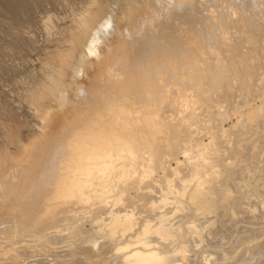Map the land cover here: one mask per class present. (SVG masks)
<instances>
[{
  "label": "bare ground",
  "instance_id": "1",
  "mask_svg": "<svg viewBox=\"0 0 264 264\" xmlns=\"http://www.w3.org/2000/svg\"><path fill=\"white\" fill-rule=\"evenodd\" d=\"M98 1L73 37L96 42L90 66L41 93L64 91L46 173L0 202V264H264V0H153L130 33L115 11L99 29ZM72 65L59 57L62 76ZM60 148L69 181L49 174Z\"/></svg>",
  "mask_w": 264,
  "mask_h": 264
},
{
  "label": "rangeland",
  "instance_id": "2",
  "mask_svg": "<svg viewBox=\"0 0 264 264\" xmlns=\"http://www.w3.org/2000/svg\"><path fill=\"white\" fill-rule=\"evenodd\" d=\"M152 1L99 0L102 23H98L97 26L100 27L99 29L104 28L107 18L103 19V17L108 12L115 11L116 13L113 12V14L116 17L117 15L120 17L123 15L126 18L128 12H131V15H137V12L144 8L145 3H152ZM154 1L158 6L162 3H170L168 6L171 7L174 4L173 0ZM161 1L162 3H160ZM95 3L96 0H0V202L3 201L5 206H7L14 193L19 194L15 199L18 204L20 197L24 199L26 196L25 194H23L24 196L21 195L20 186L24 184L25 188L23 190H28L38 183L37 180L41 177L39 176L41 171L44 170V174L46 173L49 151L44 153H48L45 162L43 161L44 163L41 162V159L38 161L37 155L45 149L43 148L44 144L41 143L50 141V137L46 135L50 126V113L55 108L56 110L59 109L60 104L58 103L64 91L57 90L54 94L45 98H42L41 93L50 84L51 78L54 79L52 80L53 84L55 80L62 79L66 85L71 86L79 75L76 73L77 65L80 67L79 70L86 62L88 63H86V66H90V58L96 53V42L94 41L93 45V42L90 41L88 50L83 52L81 44L74 42L73 37L79 29V21ZM125 20L127 22H125L124 28L127 33H130L129 27L132 20H129V18ZM112 24V21H110V27ZM91 31L93 37L99 43L96 29ZM112 35L110 34V36ZM59 57L61 59L70 58L73 63L72 67L68 68L63 76L59 72ZM140 69L142 67H139L138 73L142 75L144 71H140ZM85 77L88 79L87 73ZM153 88L156 87L153 86ZM150 99L151 97H147L146 102ZM74 101L73 105L80 104L78 99ZM82 102H84V99ZM156 103H160L159 100ZM262 105L261 100H257L256 104H252L253 108L256 109ZM102 116L104 119L106 118L105 113L94 116L91 125L87 129L94 131L92 129H95L97 120ZM83 122L85 123V121ZM111 122L113 124V120ZM238 122L237 119L229 121L226 123V129H231ZM99 127L103 128V125L100 124ZM104 129H106L105 126ZM34 138H38L39 143L29 154L28 147L33 143ZM78 142L81 143V141ZM52 145L48 149H53L54 152L55 145ZM63 149L65 148H60V152L50 158L52 160V170L48 171L49 174L56 172L62 179L68 180L61 172L60 161L63 160L65 154ZM174 165L176 166V164ZM36 170L37 175L34 174ZM68 178L72 180V177ZM47 179L52 183L51 191H55L53 185H58V177L55 174ZM54 197L48 196L51 206L55 205L54 203H59V201L53 202L56 200ZM26 200L24 199V201ZM19 205L21 207V203ZM11 207L9 205L7 209ZM6 213L7 211L0 206V214L4 216ZM103 215H106V212ZM111 217L112 215L109 212L107 219ZM111 220L108 222L110 223ZM111 225L108 226L109 231H113ZM86 226H90L88 222ZM113 226L115 227L113 228L114 231L120 230L118 224ZM222 242V239L221 242L219 240V244ZM90 247L93 248L94 245L90 244ZM218 254L216 253L219 257L220 253ZM228 264H231V262Z\"/></svg>",
  "mask_w": 264,
  "mask_h": 264
}]
</instances>
